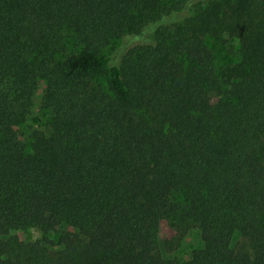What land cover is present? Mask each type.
I'll return each instance as SVG.
<instances>
[{
	"label": "trees",
	"instance_id": "16d2710c",
	"mask_svg": "<svg viewBox=\"0 0 264 264\" xmlns=\"http://www.w3.org/2000/svg\"><path fill=\"white\" fill-rule=\"evenodd\" d=\"M207 36L237 42L221 74ZM28 228L57 248L33 264H264V0H0V264Z\"/></svg>",
	"mask_w": 264,
	"mask_h": 264
},
{
	"label": "rangeland",
	"instance_id": "374dc122",
	"mask_svg": "<svg viewBox=\"0 0 264 264\" xmlns=\"http://www.w3.org/2000/svg\"><path fill=\"white\" fill-rule=\"evenodd\" d=\"M207 47L213 53L214 65L218 74L223 73L226 67L232 65L237 60V42L232 39H224V41H219L216 38L207 36L205 38ZM45 92V82L42 80L38 81V86L33 96V104L30 113L26 116L25 120L16 127L19 138L24 143L25 150L30 152L31 149V134L33 132L48 133L50 128V123L52 119V112L50 109L44 108L42 103V97ZM212 100L215 102L217 100L216 94L212 95ZM188 231L186 235L175 242V229L170 226L169 219H165L160 223L158 229V244H159V258L169 259L176 262L188 261L191 257L192 252L195 249L200 248V239L198 236V231L195 227L187 228ZM57 233L51 234L50 237L54 240L57 237ZM7 238H9L13 243H16L19 249L26 252L27 263H34V261L40 262V259L35 257H43V251L41 249H47L48 251H54L57 248L49 247L41 241V233L33 228H28L25 230H14ZM175 250L167 252L163 248L164 241L171 240ZM233 243L236 247L241 249H246L251 252L250 244L248 241L242 237H235ZM38 253V254H36ZM45 254V253H44ZM32 260V262L30 261Z\"/></svg>",
	"mask_w": 264,
	"mask_h": 264
}]
</instances>
